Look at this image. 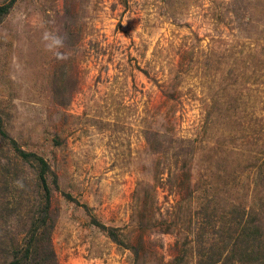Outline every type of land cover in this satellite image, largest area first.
<instances>
[{"label":"rangeland","instance_id":"374dc122","mask_svg":"<svg viewBox=\"0 0 264 264\" xmlns=\"http://www.w3.org/2000/svg\"><path fill=\"white\" fill-rule=\"evenodd\" d=\"M9 2L0 264H264V0Z\"/></svg>","mask_w":264,"mask_h":264},{"label":"trees","instance_id":"16d2710c","mask_svg":"<svg viewBox=\"0 0 264 264\" xmlns=\"http://www.w3.org/2000/svg\"><path fill=\"white\" fill-rule=\"evenodd\" d=\"M10 5L11 2L0 4V20L3 18L5 14L9 12ZM0 134H5V130L1 124H0ZM44 170L42 171L41 180H43L45 186L44 188L47 191L48 197L46 199H49L50 192L48 185H46ZM43 209L41 210L43 217H41L40 222L37 223V229L36 226H33L32 234L30 235V240H29L30 248L25 249L23 252H21V258H22L21 262L11 263V264H59L58 260L56 259V255L51 239L52 228L50 226H46V224H48L47 218H45V216L47 217L48 214L47 205L43 207ZM39 224L44 225L42 230H38Z\"/></svg>","mask_w":264,"mask_h":264},{"label":"clouds","instance_id":"9594fccd","mask_svg":"<svg viewBox=\"0 0 264 264\" xmlns=\"http://www.w3.org/2000/svg\"><path fill=\"white\" fill-rule=\"evenodd\" d=\"M47 38V37H46ZM57 43H59V41H57Z\"/></svg>","mask_w":264,"mask_h":264}]
</instances>
